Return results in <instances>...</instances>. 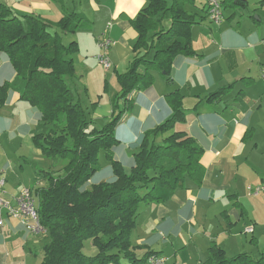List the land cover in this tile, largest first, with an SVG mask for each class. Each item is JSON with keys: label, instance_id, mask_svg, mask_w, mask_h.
<instances>
[{"label": "crops", "instance_id": "1", "mask_svg": "<svg viewBox=\"0 0 264 264\" xmlns=\"http://www.w3.org/2000/svg\"><path fill=\"white\" fill-rule=\"evenodd\" d=\"M1 1L20 17L35 15L49 22L59 21L66 12L84 15L76 34H63L66 45V38L68 42L75 38L71 42L79 47L73 54L77 74L72 78L78 83H86L90 54L96 59L100 53L99 40L108 22L112 23L106 34L112 41L108 54L113 77L127 71L138 37L131 21L147 6V0ZM246 1V6L227 2L220 23L211 21L203 9L192 7L204 17L192 29L197 55L175 59L172 82L154 72L152 87L134 90L129 96L134 109L115 130L119 140L113 150L116 160L124 167L134 166V154L144 133L172 114L167 94L180 89L185 121L175 129L186 131L204 148L206 167L200 184L187 178L185 186L168 201L142 205L131 237L137 254V250H152L164 256L166 264H203L213 243L228 256L229 251L239 250L237 238L247 234V227L254 226V232L248 234L256 232L257 223L247 208L251 198L247 187L264 184L260 172V166H264V0ZM207 2L201 1L200 7ZM5 83L11 87L0 104V181H5L4 197L16 206L23 188H30L38 205L37 189L46 185L45 172L56 170V160L35 145L34 135L47 130L41 113L22 99L25 81L8 56L0 52V85ZM227 86L230 88L221 100H207L209 94ZM92 179L87 186L92 185ZM114 179L113 173L110 181ZM101 182L105 181H97ZM2 217L0 264H42L49 233L30 232L6 208ZM250 241L259 245L260 239L252 236Z\"/></svg>", "mask_w": 264, "mask_h": 264}, {"label": "trees", "instance_id": "2", "mask_svg": "<svg viewBox=\"0 0 264 264\" xmlns=\"http://www.w3.org/2000/svg\"><path fill=\"white\" fill-rule=\"evenodd\" d=\"M227 2L247 3L221 0V10ZM192 7L203 9L209 17L207 4L198 7L196 0H147V6L131 21L138 34L135 55L127 71L117 74L121 90L112 99L111 120L101 129H89L88 110L68 82L77 73L73 54L79 47L75 41L69 45L63 41V34L82 27L84 15L66 12L57 22L35 15L20 17L0 0V52L24 79L22 99L40 111L47 129L34 135L35 145L45 156L66 161L63 168L45 172L46 185L37 189L40 221L50 237L42 264L145 263L157 253L151 250L139 255L131 241L142 205L168 201L187 178L198 184L203 181L204 148L186 131L175 129L185 121L180 89L167 94L172 114L144 133L131 172L112 155L119 143L115 126L134 109L131 93L152 87L154 72L172 82L175 59L197 55L192 29L204 17ZM10 87V83L0 85V104ZM229 88H219L207 100H221ZM102 151L110 157L115 179L87 186L101 168ZM88 241L92 255L85 253ZM203 264H264V252L229 257L213 243Z\"/></svg>", "mask_w": 264, "mask_h": 264}, {"label": "rangeland", "instance_id": "3", "mask_svg": "<svg viewBox=\"0 0 264 264\" xmlns=\"http://www.w3.org/2000/svg\"><path fill=\"white\" fill-rule=\"evenodd\" d=\"M205 0H197L198 7L201 6ZM221 1V0H219ZM72 34H76L72 33ZM75 39V38H73ZM68 38L65 41L69 45L71 41ZM101 52V50H100ZM77 53V52H76ZM75 54V53H74ZM90 64L88 66L87 72H85L86 83H78L76 79H68L69 85L75 92L76 96L81 100L85 109L88 110L89 117L91 119V124L89 129L91 128H99L101 129L105 124H107L111 120L112 116V99L116 95V90L119 88L118 92L121 90L120 83L118 81V76L113 77L114 71L112 68H105L102 64H100L96 59H93V55L90 54ZM76 68V67H75ZM77 72V68H76ZM77 74V73H76ZM155 83V82H154ZM88 90L86 89V86ZM154 85V84H153ZM132 113V112H130ZM130 113L123 114L119 121L115 126V130L117 129L118 125L129 115ZM115 157L114 153L112 154ZM132 157V156H131ZM54 160V159H53ZM126 161V160H125ZM56 165L55 169L63 168L66 164L65 160H56L53 161ZM127 163V162H126ZM100 164H101V171L98 175H96L92 182L95 184L97 181H105L110 182V179L113 176L112 167L110 157L104 151L100 154ZM132 165L126 164L124 167L127 172H131ZM261 169L264 171V166H260ZM260 170L262 175L264 172ZM92 183V184H93ZM90 186V184H89ZM250 201L247 204V208L249 209V216L250 218L254 219L256 222V232L255 234H241L237 239V252L229 251L230 257L235 256L242 252L251 253L255 256H259L260 253L264 252V192L261 193L259 197L248 195ZM252 236H256L260 239L259 245H253L251 243ZM88 246H90V242L88 241L86 244L85 253L87 255H92L91 250L89 251ZM192 252V248H189ZM170 255H173V251L169 250ZM138 254L141 255L142 252L137 250ZM96 251H94V254ZM167 253V254H168ZM170 264V262H168Z\"/></svg>", "mask_w": 264, "mask_h": 264}, {"label": "built area", "instance_id": "4", "mask_svg": "<svg viewBox=\"0 0 264 264\" xmlns=\"http://www.w3.org/2000/svg\"><path fill=\"white\" fill-rule=\"evenodd\" d=\"M208 14L211 21L220 23L223 19V14L221 10V1L219 0H208L207 2ZM112 23L108 22L106 26L105 33L99 40V46L101 52L95 56L100 64L105 68L109 69L112 67V62L110 60L108 51L112 45V41L107 37V31L111 28ZM5 181H0V226L4 224L2 217V210L7 209L8 212L14 216L19 217L26 228L34 234H42L47 232V229L41 224L37 201L34 197L33 191L30 188H23L20 196L17 198L16 206H12L10 202L4 197V186ZM248 193L252 196H258L264 191V184L258 186H248ZM246 233H253L254 226H249L245 230ZM166 258L160 254L150 255L146 262L143 264H166Z\"/></svg>", "mask_w": 264, "mask_h": 264}]
</instances>
